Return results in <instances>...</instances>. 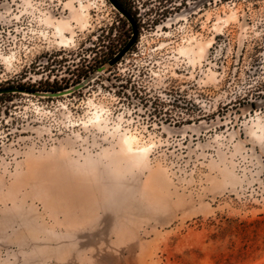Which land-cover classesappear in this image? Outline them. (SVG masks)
Returning a JSON list of instances; mask_svg holds the SVG:
<instances>
[{"label": "rangeland", "instance_id": "1", "mask_svg": "<svg viewBox=\"0 0 264 264\" xmlns=\"http://www.w3.org/2000/svg\"><path fill=\"white\" fill-rule=\"evenodd\" d=\"M119 1L0 0V89L106 66L0 93V264H264V0Z\"/></svg>", "mask_w": 264, "mask_h": 264}, {"label": "water", "instance_id": "2", "mask_svg": "<svg viewBox=\"0 0 264 264\" xmlns=\"http://www.w3.org/2000/svg\"><path fill=\"white\" fill-rule=\"evenodd\" d=\"M110 2L115 6L116 9H118V11L120 13H122L127 19L128 21L131 23L132 25V35L130 36L129 40L126 42V44L117 52L114 54V56H112L108 61V65H114L115 63H117L123 56L126 52H128L131 47L135 44L136 42V39H137V36H138V24L136 22V20L134 19L133 15L131 13H129L126 8L123 7V5L121 3H119L117 0H110ZM106 66H101L99 67L98 69H96L93 73H91L90 75H88L85 79H83L81 82L77 83L76 85H74L73 87L71 88H68V89H71V90H74V89H77V88H80L82 87L83 85H85L88 80L92 77V76H95V74H98L100 71H102ZM68 89H64V90H61V91H30V90H26L24 88H20V87H9V88H3V89H0V93H5V92H11V91H15V90H18V91H28V92H31L33 94H50V95H53V94H56V95H59L61 93H63L65 90H68ZM263 102V100H260V101H255L251 104L252 107H259L261 106V103Z\"/></svg>", "mask_w": 264, "mask_h": 264}, {"label": "bare ground", "instance_id": "3", "mask_svg": "<svg viewBox=\"0 0 264 264\" xmlns=\"http://www.w3.org/2000/svg\"><path fill=\"white\" fill-rule=\"evenodd\" d=\"M81 8L83 10L85 8V5L81 4ZM58 29H59V32H61V33L63 32L64 41H67L69 39V37H67L65 35L63 27L58 26ZM96 76H97V74H95V76H92L88 81L94 79ZM71 91H72L71 89L65 90L63 92V94L64 93H69ZM94 117L97 118L98 121L101 120V115L99 113H96V115ZM136 140H137V137L134 136L133 134H130V135L124 134L122 136L123 147H124V150L126 151V153L128 155H134V153H135L136 154V156H135L136 157V161H140L142 156H143V152L146 150L147 147L144 146V145H142L141 147L140 146H135Z\"/></svg>", "mask_w": 264, "mask_h": 264}, {"label": "trees", "instance_id": "4", "mask_svg": "<svg viewBox=\"0 0 264 264\" xmlns=\"http://www.w3.org/2000/svg\"><path fill=\"white\" fill-rule=\"evenodd\" d=\"M119 3H121L119 0H117ZM122 5H123V7L124 8H126V10L129 12V13H131V10L129 9V8H127V7H125V5L123 4V3H121ZM132 14V13H131ZM112 54H115L114 52L112 53ZM107 60H105V62H106ZM20 88H24V89H26V90H30V91H39L38 89H34V88H29V87H22V86H20ZM62 88L61 87H59V88H47V89H44L45 91H60Z\"/></svg>", "mask_w": 264, "mask_h": 264}]
</instances>
